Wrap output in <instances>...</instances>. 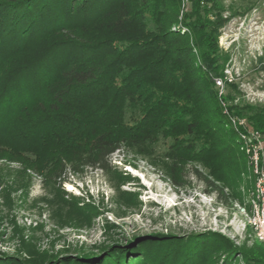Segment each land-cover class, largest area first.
<instances>
[{
	"label": "trees",
	"instance_id": "trees-1",
	"mask_svg": "<svg viewBox=\"0 0 264 264\" xmlns=\"http://www.w3.org/2000/svg\"><path fill=\"white\" fill-rule=\"evenodd\" d=\"M188 1L179 20L181 0H0V137L7 127L16 137L0 141V150L23 158L0 161L17 164L27 186L39 177L57 213H70L56 201L70 177L113 174L115 153L130 166L144 163L173 188L194 183L221 206L244 204L241 190L252 181L226 113L264 132V106L237 100L235 83L218 97L214 80L232 59L218 47L223 6ZM44 40L37 54L14 57ZM7 200L0 192V208ZM170 240L123 239L62 258L30 248L27 260L10 264H218L211 238L189 255ZM220 245L227 252L221 264H237L236 256L264 264L262 255L234 256Z\"/></svg>",
	"mask_w": 264,
	"mask_h": 264
},
{
	"label": "rangeland",
	"instance_id": "rangeland-1",
	"mask_svg": "<svg viewBox=\"0 0 264 264\" xmlns=\"http://www.w3.org/2000/svg\"><path fill=\"white\" fill-rule=\"evenodd\" d=\"M219 1L223 6L221 16L227 22L221 29L218 47L232 57L224 71L229 70L233 83L238 85L237 100L264 106V0ZM187 11L189 1L181 0L178 19ZM45 42L14 57L24 60L27 54L33 56ZM228 93L232 92L225 88L223 97ZM4 132L0 141L16 140L10 127ZM47 154L43 158L51 159ZM12 158L23 159L20 154L0 150V159ZM124 161L115 153L110 157L115 167L113 174L89 170L82 176L70 177L56 197L57 203L70 208L67 215L47 204L50 196L39 177L32 178L27 186L26 174L16 170L17 164L0 161V192L8 199L0 208V264L27 260L24 250L30 248L34 254L75 257L97 253L99 247L115 241L150 235L169 238L176 245L182 242V255L199 252L197 244H208L203 239L209 237L218 264L227 258L220 243L234 251V256L242 250L264 257V248L255 244L258 240L254 229L246 224V203L253 191L247 168L244 177L252 184L249 182L241 190L244 204L224 207L213 196L204 194L200 185L192 183L188 188L176 189L144 163L134 162L133 167ZM236 259L237 264H244L239 256Z\"/></svg>",
	"mask_w": 264,
	"mask_h": 264
},
{
	"label": "built area",
	"instance_id": "built-area-1",
	"mask_svg": "<svg viewBox=\"0 0 264 264\" xmlns=\"http://www.w3.org/2000/svg\"><path fill=\"white\" fill-rule=\"evenodd\" d=\"M233 82L234 77L229 70L223 72V77L215 79L218 97H223L226 85ZM226 116L236 132L239 150L246 156L248 174L253 179V191L246 203V224L254 229L258 242L264 245V132L251 129L242 118L227 113Z\"/></svg>",
	"mask_w": 264,
	"mask_h": 264
},
{
	"label": "bare ground",
	"instance_id": "bare-ground-1",
	"mask_svg": "<svg viewBox=\"0 0 264 264\" xmlns=\"http://www.w3.org/2000/svg\"><path fill=\"white\" fill-rule=\"evenodd\" d=\"M70 186V185H69Z\"/></svg>",
	"mask_w": 264,
	"mask_h": 264
}]
</instances>
